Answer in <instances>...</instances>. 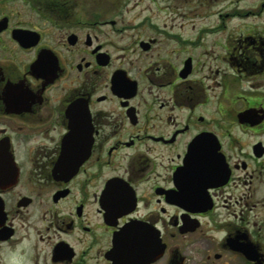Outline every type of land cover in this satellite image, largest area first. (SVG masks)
<instances>
[{
	"label": "flooded vegetation",
	"instance_id": "1",
	"mask_svg": "<svg viewBox=\"0 0 264 264\" xmlns=\"http://www.w3.org/2000/svg\"><path fill=\"white\" fill-rule=\"evenodd\" d=\"M118 260L264 264V0H0V264Z\"/></svg>",
	"mask_w": 264,
	"mask_h": 264
},
{
	"label": "water",
	"instance_id": "2",
	"mask_svg": "<svg viewBox=\"0 0 264 264\" xmlns=\"http://www.w3.org/2000/svg\"><path fill=\"white\" fill-rule=\"evenodd\" d=\"M144 231V229H137L135 226H131L126 228L122 234L128 233L127 239L122 237V243L123 241L127 240L128 243H134L135 246L134 248H136V244L139 243L141 240L145 241L144 237H140L139 235H141V233ZM119 235L117 236V240L116 241V247H115V257L117 259H120L123 256V249L124 247L121 246V233H118ZM132 255L130 253H128V259L131 257ZM128 264H133L131 261L128 262ZM116 264H121V262L118 260L116 262Z\"/></svg>",
	"mask_w": 264,
	"mask_h": 264
}]
</instances>
